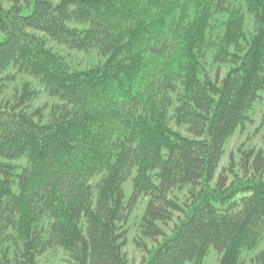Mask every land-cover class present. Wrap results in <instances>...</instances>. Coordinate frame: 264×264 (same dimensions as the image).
Returning a JSON list of instances; mask_svg holds the SVG:
<instances>
[{
  "label": "trees",
  "instance_id": "obj_1",
  "mask_svg": "<svg viewBox=\"0 0 264 264\" xmlns=\"http://www.w3.org/2000/svg\"><path fill=\"white\" fill-rule=\"evenodd\" d=\"M47 42L100 60L72 67ZM257 106L263 147L217 176ZM141 198V264H264V0L0 7V264H130Z\"/></svg>",
  "mask_w": 264,
  "mask_h": 264
},
{
  "label": "rangeland",
  "instance_id": "obj_2",
  "mask_svg": "<svg viewBox=\"0 0 264 264\" xmlns=\"http://www.w3.org/2000/svg\"><path fill=\"white\" fill-rule=\"evenodd\" d=\"M14 0H0V7L2 9H8L12 4ZM48 43V42H47ZM53 51L57 52L58 54L62 55L66 61L75 68H85L90 65H94L97 63L100 59L96 57L94 54H83V53H75V52H69L66 51L63 47H58L55 44L49 42L47 44ZM208 72L211 76L214 75L215 67L207 68ZM226 71V67L221 68V76ZM17 85L11 86L10 89L4 93L3 102L9 101L11 97V93L13 91V88H16ZM53 102V100L47 98L45 95L41 94L39 98L33 103V108H42L44 110V114L47 113L49 105ZM262 109V106H257L255 110L252 112L251 117L252 121L251 123H248L242 132H235V134L227 141L225 144V150L224 154L219 162L218 169L216 172V175L218 176L222 171H225L229 167V161H230V155H232V159L234 160L235 168L234 172L239 173V167L238 162L240 158V154L238 153V150H248V149H259L263 147L261 142V136L260 134H257L256 128L258 126V122L260 119V110ZM229 180H232V177H228ZM125 191L126 194H130V185H125ZM145 199H139L138 204L134 210V215L131 218L130 224H129V235L126 244L122 248V253L126 257L127 261L130 264H141L144 258L146 257L145 253L142 252L140 249L135 247V243L133 241L135 235L137 234L136 226L138 224V218L140 215H142V212L145 207ZM178 215H175L173 218V221L169 223L164 228V231L166 234H170L174 223L177 219ZM134 218V219H133ZM137 220V221H136ZM135 221V222H134ZM149 246H152V243L146 242ZM264 249V239H262L261 243L258 245V250ZM252 253V252H249ZM244 253L243 257H248L250 254ZM68 258L61 252H58L57 254H48L44 257H42L38 264H71L68 260ZM219 260V255L211 252L209 255L205 258L203 261V264H217Z\"/></svg>",
  "mask_w": 264,
  "mask_h": 264
}]
</instances>
